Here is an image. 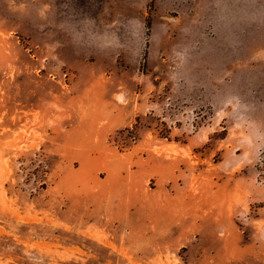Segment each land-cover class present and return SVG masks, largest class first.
Returning <instances> with one entry per match:
<instances>
[{"label": "rangeland", "instance_id": "rangeland-1", "mask_svg": "<svg viewBox=\"0 0 264 264\" xmlns=\"http://www.w3.org/2000/svg\"><path fill=\"white\" fill-rule=\"evenodd\" d=\"M0 264H264V0H0Z\"/></svg>", "mask_w": 264, "mask_h": 264}]
</instances>
